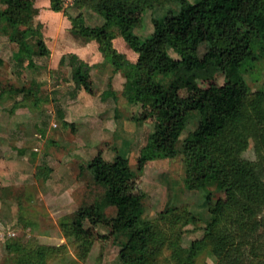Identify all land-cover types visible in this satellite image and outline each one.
Instances as JSON below:
<instances>
[{
    "label": "rangeland",
    "instance_id": "obj_1",
    "mask_svg": "<svg viewBox=\"0 0 264 264\" xmlns=\"http://www.w3.org/2000/svg\"><path fill=\"white\" fill-rule=\"evenodd\" d=\"M81 1L63 0L61 10L49 7L42 13L34 2L36 15L20 28L32 27L38 31L27 37L34 51L39 49L40 34L46 43L48 40L51 44L50 47L47 43L51 50L49 55H33L34 65L29 64L32 59L26 49L22 51L25 59L18 62L15 53L20 43L11 39L12 28L0 20V157L8 158L5 167H0V174L5 178V182L0 180V196L11 198L15 207L12 217L5 208L10 206L7 201H4L5 210L0 209V225L5 233L2 241L5 243L13 236L25 244L26 248L19 252V256L22 252L27 255L31 249L45 246L44 260L31 252V259L36 264H125L128 257L136 255L135 237L116 234L112 230L110 218L116 212L114 206L97 209L85 219L84 227L91 238L87 251L71 234L69 222L81 207L97 205L104 192L102 185L94 183L88 163L99 153L108 160L121 153L128 157L132 168L137 169L141 150L156 124L169 121L168 93L165 91L147 103H131L124 94V68L114 72L115 66L104 54L103 62L97 65L90 64L95 59L91 53L85 56L89 62L83 58L90 65L91 87H77L70 51L77 49L85 39L74 34L72 17L82 14V22L90 26L105 21L96 8L80 5ZM5 7L0 0V9ZM178 8L177 0H158L152 7L135 5L131 12L139 23L134 31L143 39L148 37L155 28L154 17H164L172 27L178 28L181 22ZM119 38L113 40V47L124 53L129 61H138L141 54L136 51L138 56L133 54L127 42L122 39L121 45ZM94 41L99 47V42ZM61 50L65 51L64 60L59 59ZM153 55L160 59L159 79L181 59L173 48L165 46ZM217 57L212 46L203 42L190 63L203 68ZM234 71L233 64L222 58L219 69L209 77L199 78L198 83L202 87L223 85ZM241 71L251 92L264 89V57L246 62ZM17 87L22 89L19 94L14 90ZM107 89L112 92L104 97L103 92ZM194 92L191 88L181 89L184 96ZM76 101L84 104L81 110L77 104L73 105L78 103ZM200 119V111L188 112L181 138L193 133ZM12 131L16 132L15 136L12 134L13 138L8 134ZM243 155L264 165V149H257L252 137ZM40 166L44 171L51 169L46 182L33 175ZM21 171L26 176L18 182L21 179L15 175ZM185 176V156L177 153L149 160L134 180L133 189L144 193L146 220L158 221L160 213L169 207L186 209V212L202 218L196 224H185L184 220L174 224L159 220L164 244L151 264H178L171 243L177 241L187 246L202 237L211 210L220 208L225 200V194L215 187H211V192L188 188ZM63 223H67L65 229ZM2 250L0 246V252ZM218 262L212 254L204 251L194 264H222ZM3 263L15 264L16 253L4 254L0 260V264Z\"/></svg>",
    "mask_w": 264,
    "mask_h": 264
},
{
    "label": "trees",
    "instance_id": "obj_2",
    "mask_svg": "<svg viewBox=\"0 0 264 264\" xmlns=\"http://www.w3.org/2000/svg\"><path fill=\"white\" fill-rule=\"evenodd\" d=\"M1 1L6 7L0 9V20L12 28L11 39L20 43L15 53L18 62L25 59L22 54L25 49L29 50L30 59L35 54L49 55L51 50L42 34L39 33V49L34 51L27 37L38 31L32 27L20 28L36 15L35 0ZM50 1L53 9H62L63 0ZM157 2L82 0L80 5L96 8L104 17V23L90 26L82 22V14L72 17L76 36L85 41L97 40L105 58L115 66L114 72L124 68V94L131 103H147L165 91L170 101L169 121L156 124L141 150L137 169H133L128 157L121 153L110 160L99 153L88 163L94 183L102 185L104 192L97 205L83 206L75 213L69 222L71 234L87 251L91 238L84 227L85 219L97 209L114 206L116 212L110 218L113 232L136 239V255L128 257L125 264H151L164 244L159 220L196 224L202 218L186 209L169 207L160 213L158 221L146 220L144 193L135 191L133 183L149 160L182 153L188 188L211 192V187H215L225 194V200L220 208L211 210L202 237L187 246L177 241L171 243L178 264H194L204 251L222 264H264V165L243 155L250 137L255 139L257 149H264V89L251 92L241 71L246 62L264 57V0H177L180 26L174 28L164 17H154V31L143 39L134 31L139 19L131 9L139 4L152 7ZM119 36L141 54L138 61H129L113 47V40ZM203 42H208L218 57L206 67L197 68L190 62ZM164 46L173 48L181 59L159 79L160 59L153 53ZM70 58L77 87L90 88V65L75 53H71ZM222 58H227L235 69L227 82L200 86L198 79L213 75ZM29 64L34 65L33 59ZM183 88L195 92L184 96ZM14 90L18 94L22 91L19 87ZM111 92L112 89L105 90L104 97ZM192 110L200 111V122L193 133L181 138L187 113ZM43 168H37V178H47L49 171ZM66 224H62L64 229ZM24 245L17 238L8 237L4 254L16 253L15 264H36L31 259L33 251L34 256L38 254L44 260L45 246L19 256L26 248Z\"/></svg>",
    "mask_w": 264,
    "mask_h": 264
},
{
    "label": "crops",
    "instance_id": "obj_3",
    "mask_svg": "<svg viewBox=\"0 0 264 264\" xmlns=\"http://www.w3.org/2000/svg\"><path fill=\"white\" fill-rule=\"evenodd\" d=\"M35 6L37 7V8H39V11H41V13H42V11L43 10H45V9H47V8H51V1L50 0H35ZM119 38V37H118ZM123 39V38H122ZM122 39H120L119 38V41H120V43H121V45L123 44V40ZM83 41V40H82ZM76 43H79L77 40L75 41ZM47 43H48V45L51 47V44L48 42V40H47ZM70 43H73L71 40H70ZM66 44V43H65ZM80 44V46L79 45H77V44H75L76 45V47L77 46H79L77 49H72L71 51H70V54L71 53H75V54H77V56L79 57V58H81V59H83V58H85V60L87 61V62H89L87 59H86V57L85 56H88L89 55V53H91L92 55H94L95 56V59H94V61H90L91 63L90 64H100V63H102L103 62V59H101V58H103V52H101L100 50H99V47H98V45H96V41H94V40H91V41H83L82 42V44L81 43H79ZM63 45V44H62ZM68 45V44H67ZM96 48H95V47ZM95 51H94V50ZM130 50H131V52L133 53V54H136V56H138L137 55V53L133 50V49H131L130 48ZM126 51L127 52H129V49H126ZM64 52L65 51H63V50H61V53H60V55H59V59L60 58H62L63 59V57H64ZM53 53V52H52ZM54 54V53H53ZM90 54V55H91ZM61 59V60H62ZM112 76V75H111ZM82 94V96H83V92L81 93ZM81 96V95H80ZM79 96V97H80ZM76 102H78V101H76ZM77 104V106H79V110H81V107H83L84 106V104H81V102L79 101L78 103H75V104H73V105H76ZM95 131H96V129H95ZM9 134V136L10 137H12L13 138V136H12V134L15 136L16 135V132H14V131H12V132H9L8 133ZM8 135H7V137H9ZM0 138H2V137H0ZM7 159L8 158H4V157H0V167H5V162L7 161ZM19 162H22V160L21 159H19ZM48 169H50V167L48 168ZM51 170V169H50ZM49 170V174L47 175V178L45 179V178H43L42 177V180L43 181H48V178L50 177V173H51V171ZM48 171V170H47ZM35 172H36V170H35ZM35 172L33 173V175H35ZM19 175V176H18ZM24 176H26L25 174H24V171H21L19 174L17 173V175H15V177H18V179H21V180H18V182H21L23 179L22 178H24ZM35 179H37V177L35 176ZM0 180H3V182H5L4 180H5V178H4V176L3 175H1L0 174ZM4 185V184H3ZM4 201H7L6 203H8L10 206H9V208L8 207H5V203H4ZM11 202H14V201H12L11 200V198H8V197H1L0 196V209H2V210H5V209H3L4 207L6 208V209H9L7 212H9V213H7L9 216H11L12 217V212L15 210V207H14V205L11 203ZM3 229H4V227L2 226V224L0 225V246L1 247H3V250L0 252V260H1V258H2V256H3V254H4V248H5V243L2 241V237L4 236V231H3Z\"/></svg>",
    "mask_w": 264,
    "mask_h": 264
}]
</instances>
